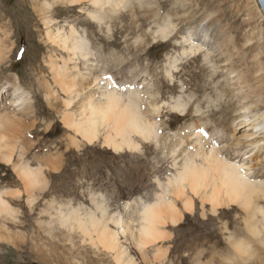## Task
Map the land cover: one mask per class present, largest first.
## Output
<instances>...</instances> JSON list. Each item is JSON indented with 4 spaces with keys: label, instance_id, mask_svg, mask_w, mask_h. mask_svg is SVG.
Returning <instances> with one entry per match:
<instances>
[{
    "label": "clouds",
    "instance_id": "clouds-1",
    "mask_svg": "<svg viewBox=\"0 0 264 264\" xmlns=\"http://www.w3.org/2000/svg\"><path fill=\"white\" fill-rule=\"evenodd\" d=\"M29 7V33L46 50L38 57L11 18L0 20V166L14 177L0 169V256L15 250L13 264H264V131L248 118L264 109V10L254 0ZM209 8L221 10L211 36L194 23ZM59 9L75 14L60 17ZM219 32L235 33L239 46L216 50ZM161 45L169 46L163 58H151ZM85 67L99 71L88 86ZM173 114L193 128L211 122L210 137L193 132L161 151ZM57 121L67 134L48 143ZM133 141L134 153L120 147ZM90 146L144 158L154 187L128 200L131 220L117 215L120 203L87 168L73 169L67 186L54 180L66 154ZM197 213L212 218L218 239L193 238L173 255L174 229Z\"/></svg>",
    "mask_w": 264,
    "mask_h": 264
},
{
    "label": "rangeland",
    "instance_id": "rangeland-1",
    "mask_svg": "<svg viewBox=\"0 0 264 264\" xmlns=\"http://www.w3.org/2000/svg\"><path fill=\"white\" fill-rule=\"evenodd\" d=\"M254 2L256 7L261 9L259 1L254 0ZM58 13L60 17L69 16L75 14V9H59ZM220 14V9L209 8L207 14L202 19L198 18L194 23L198 24L201 32L211 36L213 33H217L219 21L216 20V18ZM5 18L12 19L13 27L16 28L17 34L21 35V42L25 44L30 43L32 45L34 56L38 57L41 53L46 51L42 46L36 43L35 34L29 33V25L35 19L29 7V0H0V20ZM236 23L239 24L240 21L237 20ZM238 39L239 37L235 33L219 32L213 40V45L215 49L221 53H227L233 46H239ZM168 47L169 46L165 45L154 46L155 51L150 50L151 58L162 59L163 53L168 50ZM49 51L52 50L49 49ZM104 59L108 62L114 61L116 59V54H109ZM241 67H243V65H241ZM91 71L92 69L85 67L84 75L86 78L83 81L84 86H88L91 73L95 74V76L99 75L98 70ZM263 110L264 109H261L255 112H262ZM46 114L49 116L53 115L50 112ZM184 123V118H179L173 114L169 119L168 125H166L167 131L165 139L161 144V151L170 152L171 144L174 141L172 137H174L176 133L182 136L185 132L184 130L190 126ZM211 128L212 125L211 122H209L207 127H199L198 130L200 129L204 132V136L209 138ZM66 134L67 130L57 121L53 126V130L45 134V141L48 143H57ZM183 135L184 137L186 136L185 134ZM74 146L78 147V142L75 143ZM106 148H112V146L106 142ZM132 152L134 153L135 151ZM143 159L142 157H135L128 153L117 156L111 150L102 149L99 146H90L85 149L83 154H78L73 149L66 154L64 171L60 175L55 176L54 180L57 181L61 187L67 186L71 183L72 179H74V176L78 174V171L74 172L73 169L82 170L87 168L89 174L97 179V183L101 184L106 190H109L112 197L117 199L120 203V209H122V211H118L117 215H120L122 220H131L134 214L135 202L128 200L133 199L137 195H141L147 188L154 187L149 184V176L145 172ZM0 169L8 172V176L4 178L5 180L11 182L14 179L10 169H3V166H0ZM109 173H111V177H109ZM167 174V172L164 173V175ZM104 208L107 210L106 204ZM232 211L234 212L236 209ZM223 215L230 219L232 212L225 211ZM211 220L212 218H210V222H201L198 213L195 217L186 214L184 223L174 229L176 232V239L173 241L175 245L173 248V255L183 251L193 238H207L210 241L218 239L215 232L211 230ZM0 247L6 246L0 245ZM15 256V250L9 249L6 255L0 256V264H13ZM15 264H21V262L16 260Z\"/></svg>",
    "mask_w": 264,
    "mask_h": 264
},
{
    "label": "bare ground",
    "instance_id": "bare-ground-1",
    "mask_svg": "<svg viewBox=\"0 0 264 264\" xmlns=\"http://www.w3.org/2000/svg\"><path fill=\"white\" fill-rule=\"evenodd\" d=\"M95 77H96L95 74L91 73L90 80H88V81H90L88 85H90L92 83V81L95 79ZM88 78H89V76H88ZM16 92L22 93V88L17 87ZM248 118L254 124L256 131H258V132L264 131V110L262 112H255L254 111L249 115ZM184 131L185 132L184 133L182 132V133L186 135L185 137L183 134H182V136H179L177 133L175 134L174 137H172V138H174V141L171 144L170 151H172L176 147H179L186 140L190 139L193 132H195L196 135H204V132H202L200 129L198 130V128H193L191 125L188 126L187 129H185ZM148 138L156 139V137H153V136H149ZM205 138L207 139V136ZM108 144L110 146H112L113 149H115L117 147V145H115V144H111V143H108ZM134 145H135V141H133L131 145H121L120 147H128L131 149V151H136V148L134 147Z\"/></svg>",
    "mask_w": 264,
    "mask_h": 264
},
{
    "label": "water",
    "instance_id": "water-1",
    "mask_svg": "<svg viewBox=\"0 0 264 264\" xmlns=\"http://www.w3.org/2000/svg\"><path fill=\"white\" fill-rule=\"evenodd\" d=\"M261 6V9L264 10V0H258Z\"/></svg>",
    "mask_w": 264,
    "mask_h": 264
}]
</instances>
